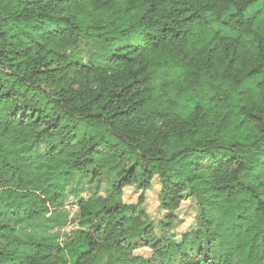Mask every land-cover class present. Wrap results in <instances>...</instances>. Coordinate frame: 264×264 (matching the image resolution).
I'll return each instance as SVG.
<instances>
[{
	"label": "trees",
	"instance_id": "16d2710c",
	"mask_svg": "<svg viewBox=\"0 0 264 264\" xmlns=\"http://www.w3.org/2000/svg\"><path fill=\"white\" fill-rule=\"evenodd\" d=\"M262 18L264 0H0V264H261Z\"/></svg>",
	"mask_w": 264,
	"mask_h": 264
},
{
	"label": "rangeland",
	"instance_id": "374dc122",
	"mask_svg": "<svg viewBox=\"0 0 264 264\" xmlns=\"http://www.w3.org/2000/svg\"><path fill=\"white\" fill-rule=\"evenodd\" d=\"M259 4L253 6L252 11H255L259 8ZM138 33H134L132 37L136 36ZM127 38L118 37L116 39V43L119 44L126 40ZM103 47L101 42H95L89 38H84L80 46L74 51L78 53L85 60H88L90 55L100 50ZM140 191L135 186H128L124 191V201L126 203H136L138 201ZM85 195V193H83ZM159 186L157 184V180L154 181L153 186L150 190L146 192V201L143 205L145 210L151 216L155 223V228L157 232H160L159 221L165 215V211L159 208ZM77 197H70V199L66 202L65 208L69 213V219L65 226L55 228L52 233H55L60 241L67 238L73 231L77 229V214H78V206H77ZM197 203L193 198L186 199L183 201L179 210H177L178 221L174 228L175 233L180 236L183 233L189 231L194 227L196 220L195 215L197 213ZM136 254L144 255L143 257H150L151 250L148 247L140 248L135 252ZM264 264V261L261 263Z\"/></svg>",
	"mask_w": 264,
	"mask_h": 264
},
{
	"label": "crops",
	"instance_id": "0c3cea01",
	"mask_svg": "<svg viewBox=\"0 0 264 264\" xmlns=\"http://www.w3.org/2000/svg\"><path fill=\"white\" fill-rule=\"evenodd\" d=\"M128 187V186H127ZM124 191H125V189H124ZM190 199V198H189ZM193 199V198H192ZM144 209H145V207H143ZM179 210V209H178ZM177 213V212H176ZM176 224H177V222L174 224V226H173V228H172V231H171V234L173 235V238H174V240L175 241H177V242H180V240H181V238H182V235H180V236H178L176 233H175V231H174V228H175V226H176ZM195 226H196V223H195V225H194V227L193 228H195ZM192 229V228H191ZM190 229V230H191ZM150 249V248H149ZM139 249H137L136 251H138ZM151 250V256H152V254H153V251H152V249H150ZM135 251V252H136ZM136 254V253H135ZM136 255H139V256H144V255H140V254H136ZM150 256V257H151Z\"/></svg>",
	"mask_w": 264,
	"mask_h": 264
},
{
	"label": "clouds",
	"instance_id": "9594fccd",
	"mask_svg": "<svg viewBox=\"0 0 264 264\" xmlns=\"http://www.w3.org/2000/svg\"><path fill=\"white\" fill-rule=\"evenodd\" d=\"M235 2H238V0H235ZM238 6H242V5H239L238 4ZM247 14H250V13H245V15H247ZM261 24H262V26H264V18H262V20H261ZM261 192H264V188H261Z\"/></svg>",
	"mask_w": 264,
	"mask_h": 264
}]
</instances>
